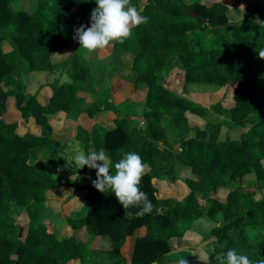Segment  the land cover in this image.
<instances>
[{
  "label": "trees",
  "instance_id": "trees-1",
  "mask_svg": "<svg viewBox=\"0 0 264 264\" xmlns=\"http://www.w3.org/2000/svg\"><path fill=\"white\" fill-rule=\"evenodd\" d=\"M131 3L148 22L114 48L134 53L133 89L144 107L139 114L132 100L111 109L96 101L83 106L77 94L87 91L86 81L101 64L96 58L75 56L71 83L27 92L25 77L52 73V57L72 43L73 21L85 19L95 0H0V264H128L121 249L141 228L145 234L135 240L129 264H176L174 256L187 252L171 253V241L193 235L214 239L206 264H219L218 257L233 248L252 264L264 260V59L258 56L264 49V0H249L242 19L218 0ZM189 10L206 23L188 16ZM171 61L181 69L185 89L225 90L231 101L222 98L205 108L171 92L159 82ZM45 86L50 97L42 102ZM125 107L129 112L121 113ZM9 110L17 120L5 119ZM71 115L89 122L78 125L75 134L85 153L103 148L114 165L122 149L138 153L148 165L139 187L153 205L150 214L137 217L139 209L130 207L127 215L111 192L91 186L81 218L58 228V215L39 220L56 203L51 196L75 187L76 180L57 173L58 142L52 139L61 133L56 119ZM217 116L229 122L215 121ZM131 120H139L143 130ZM223 126L234 130L233 138H221ZM167 135L179 136L177 148ZM178 184L183 196H166ZM255 184L262 185L259 199L244 190ZM221 192L224 199L218 198ZM8 199L23 208L28 222L7 220ZM65 226L85 229L86 241L61 239ZM247 230L258 231L259 240L249 243Z\"/></svg>",
  "mask_w": 264,
  "mask_h": 264
},
{
  "label": "rangeland",
  "instance_id": "rangeland-1",
  "mask_svg": "<svg viewBox=\"0 0 264 264\" xmlns=\"http://www.w3.org/2000/svg\"><path fill=\"white\" fill-rule=\"evenodd\" d=\"M146 1V0H143ZM186 4H190L191 2H193L194 0H183ZM220 3L225 4L229 7H232V12L235 11L236 14H240L243 18V15L245 14V8L247 6V3L249 0H218ZM239 15V16H240ZM237 15H234L232 13V20L236 21ZM90 13L86 16V18L82 19L80 17H78L76 20L73 21V29H71L72 32H70V37L72 39L73 35H74V29L79 27L80 25H85V26H89V22L90 20ZM258 22V18H255V23ZM129 39V38H128ZM127 39V40H128ZM125 40V42L127 41ZM76 42V41H75ZM114 44H110L109 46H107L105 48V51L107 50V53L105 54V58L101 61L100 65H97L95 72H92L91 74V78L93 81H89L91 80V78H89L88 81H86L85 83V89H87V91L89 92V95L92 96H96V100H99L101 102L100 105H103V103L107 104L109 107L111 106L112 108L113 106V101L111 100V102H108L109 99V92L108 89H106L107 91H104V85H106V82H110V80L112 79V77L117 76L118 78L120 77L121 80H123L125 83L127 84V87H131L133 89V83H132V79H133V74L131 73L132 69H133V60H134V53H129L131 51H125V50H117L114 48ZM76 45H78L79 48V44L78 42H76ZM120 45V44H119ZM77 49H72V47L68 48V54H67V58L66 60H69V62L65 65V71L68 73L67 75H69L70 70H72L73 68V62H74V57L75 56H79L77 54H80V56H84L86 54H88L86 52V50L84 49H79L80 51H78ZM98 50L101 49H97L96 52ZM125 51V52H123ZM127 53V55L125 54ZM66 58V56H65ZM85 59V57H83ZM171 64L170 70L166 73V75L162 76L159 79V82L161 83H165V79L166 78H170V80L172 81V83L177 87V93L181 94L183 97H189L191 100L197 104L202 105L205 108H208L210 106H212L213 104L217 103L218 101H220L222 98L224 100H226L228 103L231 101V97H230V93L227 94L225 90H218V89H212V88H201V87H189L187 89L184 88V83H183V78H182V71L179 68L177 63H174L173 61H171L169 63V65ZM42 73H33L27 76V78L25 77V82H27V85H29V82L27 80L30 79L32 80L31 84H34L36 81H44V76L45 75H41ZM42 78V79H39ZM38 81V83H39ZM60 79L55 82V84L59 85ZM37 83V82H36ZM93 83L94 86H93ZM43 82L39 85H42ZM174 87V86H173ZM34 89V87H27V92L32 91ZM134 90V89H133ZM33 92V91H32ZM31 92V93H32ZM85 91L81 90L78 92L79 93H84ZM134 92V91H133ZM132 92V94H134ZM121 93V92H120ZM122 93L125 95L124 90H122ZM88 94V93H87ZM131 94V95H132ZM128 95V92H127ZM126 95V96H127ZM91 96V97H92ZM122 95H120L117 99L114 100V103H117L119 98ZM124 98V97H122ZM196 100V101H195ZM261 110L264 111V99L261 100ZM126 108V107H125ZM123 111L129 112L126 108L121 110V113H123ZM140 111V110H139ZM138 111V112H139ZM137 112V114H139ZM106 117L108 119H113V115L111 114H105ZM216 120H220L221 122H229L227 117H222V116H217V118H215ZM229 124V123H228ZM130 125L132 127L137 128L138 130H143L144 126L143 124L139 121V120H131L130 121ZM60 126H58L59 129ZM231 127H222L221 130V138L225 137L226 135H228L230 138L234 137V130L230 129ZM66 136L63 139V142H73V136L70 137V134L66 132ZM53 140H57L59 139V137L57 136H53L52 137ZM77 141V140H76ZM79 142V141H78ZM167 142H169V144H171L173 146V148H177L178 142H179V136H173V135H167ZM81 144V143H80ZM56 151H57V158H56V163L58 166V171L57 173L65 178V179H69V180H76L75 183V187L73 189L69 188L67 189L63 195L61 196H51L50 199L55 201L56 203H53L51 206V216H54V212L59 211L60 207L63 205L64 203H60L61 201H68V198H70L71 196L67 197L70 193L75 194L78 193V196L82 199L85 198V196L87 195V190L88 188H90L91 185V180L89 179V177H91L92 179H95V170H90L87 167L85 168V170L83 171V169H77L75 167V164L73 162V156H74V151H73V146H66V145H60L58 143V146L56 147ZM177 168V165L176 167ZM147 170V169H146ZM145 170V172H146ZM78 176V177H77ZM173 187V186H172ZM182 186L178 184V186H175L169 190L171 195H166V196H174V197H181L183 196L182 194H180ZM262 185L260 184H255V185H248V186H244V190L247 192H255L256 199L260 198L261 195V190ZM161 189V188H160ZM163 189V188H162ZM161 189V190H162ZM164 190V189H163ZM166 192V190H164ZM168 194V192L166 193ZM262 194H264V192H262ZM226 195V192H221L218 194V198L219 199H224ZM50 211V210H49ZM49 211L44 212L43 215L40 216L39 220L41 219L42 221H46L48 220V216H46L47 214H49ZM67 213V212H66ZM5 216L8 219H10V221H14L16 223V221H19L21 224H23V221H27L24 217V213H23V209L18 208L15 204L11 203V201H9L8 199V204L6 206V213ZM60 220L62 221V217L60 215H58ZM28 222V221H27ZM55 228H57V224L54 223ZM195 228L197 227V225L194 226ZM212 228V227H211ZM245 236L248 240L249 243H255L259 240L260 238V233L256 230H247L245 233ZM173 244H175L176 246L174 247H178L179 244L177 241H172ZM176 242V243H175ZM213 242L214 239H210L209 241H205V243H202L204 246H208V248L210 249V251H213ZM208 255L209 253L205 254L202 258H200V260L196 259V264H206L207 259H208ZM175 261L179 263V261L181 259L185 260L186 262H189L190 259L192 257L187 258V254L182 255V254H177L174 256Z\"/></svg>",
  "mask_w": 264,
  "mask_h": 264
},
{
  "label": "clouds",
  "instance_id": "clouds-1",
  "mask_svg": "<svg viewBox=\"0 0 264 264\" xmlns=\"http://www.w3.org/2000/svg\"><path fill=\"white\" fill-rule=\"evenodd\" d=\"M95 4L96 7L90 14L89 26L82 24L75 28L72 37L78 42L79 49H84L87 53L104 49L113 43H124L133 35L134 28L148 22V17L142 15L131 0H95ZM258 56L264 59V49L258 52ZM60 83L61 85L71 83V79L64 75ZM73 151L76 170L85 167L95 170V179L89 177L92 187L100 193L111 192L127 215H132L127 211L130 207L139 209L135 213L137 217L152 212L151 201L139 187L148 165L142 161L138 153L123 152L120 149L118 151L123 154L113 165L103 148L85 153L83 146L77 141ZM218 261L219 264H252L247 255L238 253L234 248L221 254ZM179 264L187 262L181 259ZM256 264H264V260H259Z\"/></svg>",
  "mask_w": 264,
  "mask_h": 264
},
{
  "label": "crops",
  "instance_id": "crops-1",
  "mask_svg": "<svg viewBox=\"0 0 264 264\" xmlns=\"http://www.w3.org/2000/svg\"><path fill=\"white\" fill-rule=\"evenodd\" d=\"M96 7V4H94L92 6L91 11ZM91 14V12H90ZM90 20V19H87ZM69 47H72V49H77L78 45H76V42L72 39V43ZM68 47V48H69ZM68 48L66 50H64L61 53L56 54L55 56L52 57V63L54 65V69L52 71V73H42L41 75H45L44 76V81L42 85H50V84H55V82H57L59 79H61V77H63L64 75H67L68 73L65 71V65L69 62V60L67 58V54H68ZM78 51L79 48H78ZM124 52V51H123ZM107 53V50L105 51L104 49L98 50L96 52V50L92 53H88L86 55H82L80 57H85V60H92L94 58L98 59V61L101 63V61L105 58V54ZM132 53L133 52H129ZM127 55V53H125ZM66 56V58H65ZM134 57V56H133ZM68 77V75H67ZM42 79V78H39ZM39 81V80H38ZM36 81L34 84H31L32 80L29 77V85L28 87H34V89L32 90L34 91H38V87L39 85L42 83L41 81ZM125 82L123 80L120 79V77L118 78L117 76L112 77V79L110 80V82H106L104 85V91H107L106 89H108L107 92H109V99L108 102L110 103L111 100L113 101V106H118L120 104H122L123 102H125L126 100H132L134 102H136V108H135V112L137 113H141L144 110L143 107V102L142 100L136 95V92L129 86L127 87V84H124ZM166 88L168 90H170L171 92L181 95L179 93H177V87L172 83V81L170 80V78H166L165 79V83H163ZM59 85H61V83L59 82ZM174 86V87H173ZM45 90L41 92L40 94V98L42 100V102H46L48 100V98L50 97V88L49 87H42ZM122 90H124L125 95L122 93ZM176 90V91H175ZM30 91V92H32ZM134 91V92H133ZM29 92V91H28ZM90 92V91H89ZM88 91H85L84 93H79L77 94V97L81 100V103L83 104V106L88 105L94 101L96 102H101L99 100H96V96H92L89 95ZM121 92V93H120ZM128 92V95H127ZM132 92L134 94H132ZM88 93V94H87ZM132 94V95H131ZM120 95H122L117 103H114V100L117 99ZM127 95V96H126ZM92 96V97H91ZM182 96V95H181ZM124 97V98H122ZM187 99H191L189 97H186ZM194 100V99H191ZM196 101V100H195ZM101 104V103H99ZM13 104L10 103V106H12ZM103 107H105L106 109H111L112 107L108 106L107 104L103 103L102 105ZM107 114V113H106ZM79 116V115H78ZM78 116H68L67 118L63 117H58L56 119L57 122V127L60 126V134H55L54 136L59 137V139H57L56 141L60 144V145H66V146H73V149L75 148V144H76V140H75V134H76V127L78 125H84V126H90L89 122L81 117ZM10 117H13V120H17V116L10 114V110L7 112V114L5 115V119L6 120H10ZM69 133L70 137L73 136V142H63V139L66 137L64 135H66ZM81 143V142H79ZM82 145V143H81ZM83 146V145H82ZM42 156H48L49 153L44 154V152H41ZM74 196L75 199L70 200L68 198V201H61L60 203H64V206L62 205L60 207L59 211L54 212L53 215H60L62 217V221L60 220V218L55 222V224H57V228L64 223L65 220L67 219H71V220H77L79 218H81L87 211V203L84 201V199L80 198L78 196V193L72 194L70 193L67 197L69 196ZM9 201H11V203L15 204L18 208L23 209L22 207L18 206L15 201H13L12 199H9ZM52 210H50L51 212ZM67 212V213H66ZM52 213V212H51ZM51 213H49V216H51ZM48 216V217H49ZM197 225V227L195 228L194 226ZM198 224L195 223L193 225V231H198ZM145 234V230L143 228L137 230L135 236L133 237H128L125 241L124 246L121 249V253L122 256L127 260V263L129 264L130 261V256L131 253L133 251V247H134V242L137 238L142 237ZM74 237L77 240H81V241H86L87 239V235L85 232V229L81 228V229H77V230H72L70 229L68 226L62 227L59 231V237L61 239L63 238H68V237ZM172 241H177L179 246L178 247H174L176 246L175 244H173ZM171 241V248L172 251H176V250H180V249H186L185 252H187V255L192 257L190 259L189 262H187V264H196V259L200 260V258H202L205 254L210 252V249L204 246L202 243H205V241H203L200 237H196V236H191V238L187 241L185 240H172ZM207 242V241H206ZM176 243V242H175ZM100 243L98 241H96L95 246L99 247ZM78 264V263H77ZM176 264H179L178 262H176Z\"/></svg>",
  "mask_w": 264,
  "mask_h": 264
},
{
  "label": "water",
  "instance_id": "water-1",
  "mask_svg": "<svg viewBox=\"0 0 264 264\" xmlns=\"http://www.w3.org/2000/svg\"><path fill=\"white\" fill-rule=\"evenodd\" d=\"M142 9H143V7L141 8V10H142ZM187 15L190 16V17H192L193 19H195L199 24L206 23V21L203 20V19H200V18L198 17V15H197L193 10H189V11H187ZM237 24H238V23H234V24H231L230 26H227V27H231V26H233V25H237ZM219 28H220V29H224L225 27L220 26ZM35 92H36V91L32 92L31 94L34 95ZM154 183H155V180L153 179V180H152V184H154ZM20 235H21V233H19V235H18L19 238H20ZM185 250H186V249H180V250L172 251L171 253H178V252H182V251H185Z\"/></svg>",
  "mask_w": 264,
  "mask_h": 264
}]
</instances>
